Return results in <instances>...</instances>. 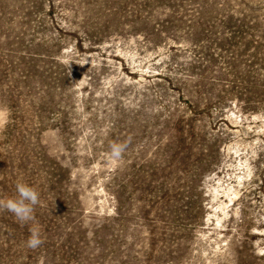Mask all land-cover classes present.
<instances>
[{"label": "rangeland", "instance_id": "rangeland-1", "mask_svg": "<svg viewBox=\"0 0 264 264\" xmlns=\"http://www.w3.org/2000/svg\"><path fill=\"white\" fill-rule=\"evenodd\" d=\"M18 181L40 202L0 211V264H264V0H0Z\"/></svg>", "mask_w": 264, "mask_h": 264}, {"label": "clouds", "instance_id": "clouds-1", "mask_svg": "<svg viewBox=\"0 0 264 264\" xmlns=\"http://www.w3.org/2000/svg\"><path fill=\"white\" fill-rule=\"evenodd\" d=\"M127 144L112 142L109 145L107 160L112 164H117L122 160ZM39 192L34 186L23 181L15 184V193L7 198H0V211L6 210L11 213L20 224H29L35 221L34 209L39 204ZM44 243L38 227L30 228V235L25 241L29 249H37Z\"/></svg>", "mask_w": 264, "mask_h": 264}]
</instances>
